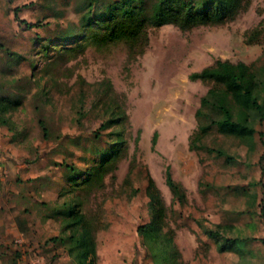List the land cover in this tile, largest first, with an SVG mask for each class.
Wrapping results in <instances>:
<instances>
[{
	"label": "rangeland",
	"instance_id": "rangeland-1",
	"mask_svg": "<svg viewBox=\"0 0 264 264\" xmlns=\"http://www.w3.org/2000/svg\"><path fill=\"white\" fill-rule=\"evenodd\" d=\"M83 1L0 0V96L17 102L0 123V264H78L62 214L73 204L94 241L91 264H264V121L249 138L212 128L201 138L211 150L191 148L212 82L189 77L216 59L260 58L264 0H242L222 22L147 25L146 43L126 42L130 25L99 23L61 40L81 29ZM151 192L162 252L137 232ZM223 237L244 240L220 251Z\"/></svg>",
	"mask_w": 264,
	"mask_h": 264
},
{
	"label": "trees",
	"instance_id": "trees-1",
	"mask_svg": "<svg viewBox=\"0 0 264 264\" xmlns=\"http://www.w3.org/2000/svg\"><path fill=\"white\" fill-rule=\"evenodd\" d=\"M101 1L105 3L99 8L98 4ZM242 2V0H84L85 9L82 10L79 19L81 29L66 34L61 40L75 37L80 31L82 34L85 27L99 23L109 32L130 25L132 27L129 26L126 30L128 32L126 42L145 40L146 43L144 29L147 25L173 23L186 29L207 22H222L227 17H232ZM26 24L28 26V23ZM260 59L262 61L259 62ZM189 77L212 82L200 97L199 105L194 112L197 136L190 142L191 148H205L206 145L201 143V138L212 128L235 136L252 137L256 131L253 121L255 119L258 122L264 121V50L257 61L246 63L216 59L212 64L191 72ZM16 106L17 102L14 100L0 96V123L6 121L4 113ZM102 126H108V122ZM76 181V178L68 179L70 183ZM165 182L175 199L182 202L184 192L172 177L169 166H166ZM150 207V220L140 224L137 232L147 248L162 252L166 248L161 242L164 237L160 223L163 206L156 192L150 193ZM62 214L64 224L70 230L65 239L68 243V253L78 264H91L94 241L84 215L75 204L63 207ZM259 215L264 216L262 197L259 202ZM204 229L211 236H220L218 229L207 226H204ZM242 240L244 238L223 237L218 245L219 250L237 249L236 244ZM260 240L264 242V236L260 237ZM166 242L170 244V237H166Z\"/></svg>",
	"mask_w": 264,
	"mask_h": 264
}]
</instances>
